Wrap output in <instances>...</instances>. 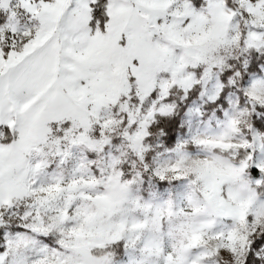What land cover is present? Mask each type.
<instances>
[{
	"label": "snow or ice",
	"instance_id": "obj_1",
	"mask_svg": "<svg viewBox=\"0 0 264 264\" xmlns=\"http://www.w3.org/2000/svg\"><path fill=\"white\" fill-rule=\"evenodd\" d=\"M252 52L264 55V0H0V264H113V246L127 241L125 224L108 212L105 255H93L101 245L77 251L88 209L78 203L77 180L53 175L52 183H38L48 167L44 150L54 147L63 164L71 147L83 146L93 181L107 177L95 199L122 202L129 182L112 181H121V161L105 165L88 154H103L117 132L140 141L144 123L135 133L130 126L157 88L166 98L221 70L238 87L261 71ZM244 94L264 108V79ZM262 225L259 212L244 250L220 248L216 258L264 264ZM173 260L169 252L165 264Z\"/></svg>",
	"mask_w": 264,
	"mask_h": 264
},
{
	"label": "rangeland",
	"instance_id": "obj_2",
	"mask_svg": "<svg viewBox=\"0 0 264 264\" xmlns=\"http://www.w3.org/2000/svg\"><path fill=\"white\" fill-rule=\"evenodd\" d=\"M221 71L202 78L192 86L176 88L182 91L184 99L195 85L201 86L198 96L189 103L183 115L188 135L179 141L177 147L159 150L161 139L149 140L151 126L157 117L175 112L178 102L169 100L175 88L166 98L159 95L160 90L157 88L142 102L143 108L138 109L141 112L140 120L130 126L131 132L135 133L144 123L146 135L140 141L129 142L121 132L116 133L123 137L125 149L130 150L140 161V168L131 178L125 179L120 168L121 181L112 176L114 183L129 182L124 193L126 198H120L122 202L113 198L95 199L97 194L105 191L107 177L93 181L91 166L85 158L86 148L71 147V155L63 164L55 156L54 147L44 150L50 153L46 156L48 167L38 183H52L53 175L61 176L65 183L77 180V194L84 197L78 203L85 204L88 209L84 226L75 242L77 251L83 252L94 245H101L94 249L93 255H105L102 245L111 239L112 233L106 230L102 222L108 219L110 211L113 223L125 224L127 239L113 246V264H145V261L138 259V253L148 257V264H165L169 252L174 256L172 264H192L193 261H199L200 264H232L227 254L216 258L217 250L224 247L235 249L238 253L244 250L249 222L253 221L257 213L264 212V199L254 188V185L261 183V179L252 180L250 176L252 167L264 172V133L250 125V119L246 118V112L239 107L232 93L226 97L229 106L223 109L222 115L214 109L211 118H204L203 105L216 101L222 91ZM258 79H264V75L249 79L243 85L244 92ZM148 112H152V116L145 123L143 117ZM233 119L237 121L235 128L231 123ZM214 120L216 123H213ZM249 125L251 132H243V127ZM185 141L192 142L198 149L189 151L182 148L181 144ZM219 143L236 146L226 149L232 152H238L243 143L246 145L243 149H247L248 153L243 161L235 163L213 151L221 149L216 146ZM109 147H113V138L103 154L96 157L89 153L88 158L101 159L107 165L113 158L107 153ZM162 169L169 170L163 178L158 174ZM145 175L169 184L163 188L151 187L150 193L146 195ZM197 202L202 206L198 209L202 210L201 218L180 213L186 204ZM241 205H247L246 209L241 211ZM120 209L124 210L123 213ZM133 225L137 227L133 229Z\"/></svg>",
	"mask_w": 264,
	"mask_h": 264
},
{
	"label": "trees",
	"instance_id": "obj_3",
	"mask_svg": "<svg viewBox=\"0 0 264 264\" xmlns=\"http://www.w3.org/2000/svg\"><path fill=\"white\" fill-rule=\"evenodd\" d=\"M232 54H235L233 51ZM250 57V61H256V67L260 68L261 71L257 73L247 74L249 75V79L253 77L263 76L264 75V64L260 63L261 60H264V55L259 52H252L247 54ZM243 58V55H242ZM230 64H234V60H229ZM239 64H236V67H239ZM251 62L248 63V67H251ZM221 79L223 82V88L218 96L217 100L214 102H206L204 107V118H211L214 112V109L217 111L219 115L223 114V109L228 107L227 95L232 93L239 105V107L246 112V118L250 119V125H252L255 129L264 133V127L257 126V120L264 119V108L260 105L254 106L252 101H250L246 96L243 90V85L249 81H241L239 84V90L236 85L230 84L227 76L224 74V71H221ZM201 90V86L199 84L195 85L188 93L187 97L182 98V91L178 89H173L172 95L169 97L171 101H177V107L175 112L172 115H159L157 120L152 124L150 129V138L149 140L155 141L158 138L162 141V146H160L159 150H165L173 147H177L180 145V140H184L188 135V127L184 121V113L189 105V103L195 99ZM244 117V116H243ZM216 123V120L213 121ZM250 125L243 127V132L250 133ZM182 148H185L189 151H196L198 147H196L192 142L185 141L181 144ZM216 153L222 154L227 158L231 159L235 163H240L246 157L248 150L247 149H239L238 152H232L228 150L221 149H213ZM107 153L110 157H115L121 161L118 166L124 173V178H131L136 170L140 168V161L138 157L135 156L130 150L125 149L124 140L119 134H116L113 137V147H109L107 149ZM93 156V154H91ZM251 179L260 178L261 183L254 185L255 190L258 195L264 199V172L252 167L250 169ZM146 182L144 184V193L148 195L150 193L151 187L163 188L166 187L169 183L167 181H160L158 178H152L150 176L145 175ZM121 250V249H120ZM122 255V251H120Z\"/></svg>",
	"mask_w": 264,
	"mask_h": 264
},
{
	"label": "clouds",
	"instance_id": "obj_4",
	"mask_svg": "<svg viewBox=\"0 0 264 264\" xmlns=\"http://www.w3.org/2000/svg\"><path fill=\"white\" fill-rule=\"evenodd\" d=\"M202 206L197 202V203H190L185 205V209H181L180 213L183 216L187 217H196V218H201L202 217V210L198 211V209H201ZM173 215L176 214V209L173 206L172 207ZM179 222V220H177ZM264 227V225H262ZM138 259L145 261V264H148V257L144 253H138Z\"/></svg>",
	"mask_w": 264,
	"mask_h": 264
}]
</instances>
